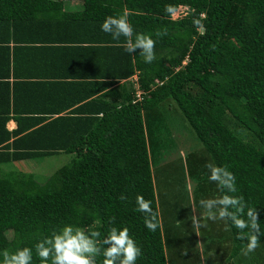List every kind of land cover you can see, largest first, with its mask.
I'll return each mask as SVG.
<instances>
[{"label":"trees","instance_id":"trees-1","mask_svg":"<svg viewBox=\"0 0 264 264\" xmlns=\"http://www.w3.org/2000/svg\"><path fill=\"white\" fill-rule=\"evenodd\" d=\"M73 3L76 8L69 6ZM168 6L175 13L186 7L188 13L173 19ZM125 13L134 35L153 39L151 63L139 55L140 49L126 51L125 37L115 39L102 31L107 16ZM12 43H41L38 49L52 52L59 69L77 68L73 79L95 80L63 85V100L77 90L83 94L71 104L101 95L67 116L50 113L58 115L70 104L47 110L48 117L19 106L12 116L9 106L4 110L0 260L5 251L28 247L32 264H41L37 243L72 225L99 233L94 238L100 248L96 264H103V240L112 227L129 230L141 249L136 264H169L177 222L175 216L171 224L164 222L171 214L159 207L154 172L169 164V155L154 152L149 144L153 130L164 123L165 108L180 110L213 165L233 174L234 190L217 182L216 193L240 199L245 219L249 208L255 210L258 246L264 247V0H0V64L6 75ZM11 117L18 121L12 131L7 128ZM59 153L75 156L45 183L33 174L3 168ZM157 155L161 158L155 163ZM183 172L186 182L191 174ZM193 172L192 200L200 210V200L214 194V181L198 168ZM138 197L149 204L147 211L138 210ZM172 208L178 213V204ZM146 218L155 230L145 226ZM224 220L235 257L246 250L249 230Z\"/></svg>","mask_w":264,"mask_h":264},{"label":"rangeland","instance_id":"rangeland-1","mask_svg":"<svg viewBox=\"0 0 264 264\" xmlns=\"http://www.w3.org/2000/svg\"><path fill=\"white\" fill-rule=\"evenodd\" d=\"M77 5L78 3L69 4L71 8H76ZM187 13L188 8L180 7L173 16V19L182 18L186 16ZM170 109L165 108L166 115L164 123H160L157 128L153 130L154 136L152 141L149 142L154 152L158 151V153H160L164 150V153L169 155V158L165 157L168 158L169 164H164L160 168L154 166V172L158 180L157 197L159 207L163 213L168 212L171 214L168 216L169 220L164 221L165 223L171 224L172 220L176 218L177 220L175 219V222L182 224V226L185 227L184 230L187 232L190 231L187 236V232H183L184 236L180 237V248H178L180 254L185 248L189 250V256L192 255L191 260H189L187 264H216L218 263V261L216 262L218 258L214 257L221 255V260H226L225 254L233 250L232 234L224 218H219L217 215L216 219H210L205 209L199 210L198 206L194 204L192 195L194 189H196V185L191 179L194 178L193 171L195 168H198L203 175L210 176L211 173L206 165L213 163L209 154L204 150L203 145L196 138L193 129L189 126L182 112L176 108ZM167 110L170 113H168ZM156 123L152 124V126L156 125ZM74 156L75 155L59 153L47 158L15 162L3 166V168L7 170L23 171L27 175L33 174L38 182L45 183L48 178L61 167L69 164ZM160 158L161 156L157 155L152 161L156 163ZM188 166L192 167L189 171ZM184 169L188 174H191L186 182H184ZM206 170L207 172H204ZM185 174L187 175L186 172ZM173 179H175V183L172 185L171 182ZM180 179H182V181H178ZM213 185L214 194L211 196L209 194V197L210 199L219 200L221 197L216 193L217 182L214 181ZM199 193L197 189L195 196L197 197ZM189 197L191 203L188 202ZM177 204L179 206L178 213L170 211L173 209L172 207H174V205L176 207ZM189 204L192 206L191 210L188 209ZM193 219L197 221V226L193 225ZM224 224L227 226L226 228L223 227ZM164 232L166 234V229ZM184 237L185 239L188 237L185 245L183 244ZM165 245L167 252H170L166 239ZM195 247L197 248V252H194ZM212 252L213 254L215 252L218 254L213 256ZM169 254L171 256V252ZM181 255H183V253ZM182 258L184 257L182 256Z\"/></svg>","mask_w":264,"mask_h":264},{"label":"clouds","instance_id":"clouds-1","mask_svg":"<svg viewBox=\"0 0 264 264\" xmlns=\"http://www.w3.org/2000/svg\"><path fill=\"white\" fill-rule=\"evenodd\" d=\"M171 15H175L172 6L166 9ZM194 24L203 28L200 20H194ZM102 31L110 33L115 39L121 36L126 38V51L134 53L140 49V54L146 63H151L154 57V41L146 34L136 33L129 23L127 14L107 16L101 26ZM137 79V78H136ZM134 79V80H136ZM140 97V93L138 95ZM211 175L210 180L218 182V185L234 190L235 178L227 168L217 167L211 163L207 164ZM138 210L145 212L149 204L142 197L137 198ZM200 206L207 211L210 219L228 217L233 225L241 230L248 229V244L244 254L253 251L258 246V233H260V223L257 213L249 208L243 218L245 205L240 199L223 196L221 199H201ZM234 209L235 211H230ZM193 225L197 226V221L193 219ZM145 226L155 230L156 225L149 219H145ZM98 232L87 233L80 227L65 225L54 232L50 237H46L35 246L36 254L41 258V264H96L95 256L100 252L95 237ZM103 244L107 245L103 249V264H136L137 257L141 254V249L135 240L129 235L127 228L112 227L109 234L104 238ZM33 253L28 247L17 249L13 253L5 251L0 264H32Z\"/></svg>","mask_w":264,"mask_h":264},{"label":"crops","instance_id":"crops-1","mask_svg":"<svg viewBox=\"0 0 264 264\" xmlns=\"http://www.w3.org/2000/svg\"><path fill=\"white\" fill-rule=\"evenodd\" d=\"M42 45L43 44L41 43H30L27 45L19 43L11 44L12 51L10 56L9 75H6V68L3 66V63L0 64V118L4 117V110L8 108V106L11 109V116L14 114L15 107L19 106L18 108L21 110L27 108L33 110V113L35 114L32 115H36L37 117H44L43 115L48 117L47 110L70 104L69 107L63 109L58 115L52 114L53 112L50 113L51 115H54V117H58L70 115L74 113L75 109L81 108L82 104L88 102V100H86L84 102L71 104L77 97L82 96L83 93L79 90L72 91L70 97L64 100L61 98L60 92L62 91V86H66L68 83L79 81H82V83H92L95 80H80L81 78L79 80L73 79L72 74H75L77 68L74 69L73 67H68L59 69L57 67L58 63H56L53 58L52 52L45 53V50L42 52L38 49L41 48ZM1 46L2 45H0V47ZM15 48H18L19 50H15ZM82 75H84V71L82 72ZM136 78L137 76H134V79ZM60 85L61 87H59ZM100 95L101 94L98 96ZM98 96L90 97L89 101H95ZM17 122L18 121H16L14 117H11L7 128L11 131L16 129ZM178 226L179 229L177 230L176 227ZM223 227L226 228L227 226L224 224ZM184 228L185 227L179 223H175V226L173 227L174 236L176 237L173 236V243H171L175 252L172 254V258H170L168 254L169 264H187L192 258V255L189 256L190 252L188 249H183L181 252L183 255H181L179 252L180 250H178L181 242L180 237L184 236L183 232H187ZM188 233H190V231L187 232L186 236ZM187 238L188 237L185 239L184 237L183 239L184 245L187 243ZM166 241L168 243L167 238ZM194 252H197L196 247L194 248ZM231 252L232 251L230 250V252L228 251L227 254H225L226 260H221V255L214 257L218 258V260H216L218 263L216 264H264L263 246H257L253 251L246 255L243 251L237 256L232 257ZM215 254L218 253L215 252L213 256ZM182 256L184 258H182Z\"/></svg>","mask_w":264,"mask_h":264}]
</instances>
